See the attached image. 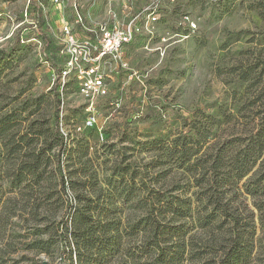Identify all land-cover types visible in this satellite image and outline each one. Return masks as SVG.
I'll return each instance as SVG.
<instances>
[{"label": "rangeland", "instance_id": "rangeland-1", "mask_svg": "<svg viewBox=\"0 0 264 264\" xmlns=\"http://www.w3.org/2000/svg\"><path fill=\"white\" fill-rule=\"evenodd\" d=\"M145 2L0 0V264H80L68 248L64 257L62 243L77 195L92 200L93 216L128 230L148 197L195 192L186 168L163 178L177 138L207 134L213 120L223 130L253 115L247 105L264 81V0L166 2L157 26L165 43L138 37L127 45V69L114 72L108 95L92 108L76 79L62 83L64 27L94 43L101 26L125 24ZM182 14L196 29L178 43L171 37ZM61 127L66 149L58 147ZM35 155L39 165L18 183L20 165ZM138 240L123 245L132 249Z\"/></svg>", "mask_w": 264, "mask_h": 264}, {"label": "trees", "instance_id": "trees-1", "mask_svg": "<svg viewBox=\"0 0 264 264\" xmlns=\"http://www.w3.org/2000/svg\"><path fill=\"white\" fill-rule=\"evenodd\" d=\"M247 108L254 112L243 125L214 130L212 119L209 133L198 129L193 137L176 139L163 164V178L174 168H186L195 192L172 196L167 190L148 197L142 203L146 213L135 216L128 230L106 215L93 216L92 200L77 195L70 228L64 230V257L68 248L80 264H109L108 258L122 251L125 257L118 264L259 262L264 254V81ZM56 134L58 147L66 149L57 129ZM40 158L35 155L33 163L20 165L18 183L37 168ZM57 169L61 173L60 165ZM167 187L177 190L173 182ZM125 199L129 201L128 193ZM133 237L138 242L125 248L123 240Z\"/></svg>", "mask_w": 264, "mask_h": 264}, {"label": "built area", "instance_id": "built-area-1", "mask_svg": "<svg viewBox=\"0 0 264 264\" xmlns=\"http://www.w3.org/2000/svg\"><path fill=\"white\" fill-rule=\"evenodd\" d=\"M174 1L146 0L140 12L132 16L125 24L101 26L95 34L94 43L91 40L79 42L74 33L68 27H64V44L60 51L63 68L59 76L62 83L64 84L69 78L76 79L81 94L88 101L89 109L92 108L97 99L108 95L109 81H112L114 72L127 69V63L124 60V48L127 45L138 37L146 39V43L158 38L161 44L165 43L168 35L158 36L157 26L167 14L163 12V4L166 2L171 4ZM79 22H82L80 17ZM174 23L179 33L174 34L171 39L177 38L178 43L188 39L190 33L196 29V25L188 14L179 15ZM160 50L159 48L155 51ZM110 68L111 70L108 71ZM136 75L135 72L131 74V76ZM94 124V117L87 119V125ZM59 133L66 139L67 134L63 127L59 129Z\"/></svg>", "mask_w": 264, "mask_h": 264}, {"label": "water", "instance_id": "water-1", "mask_svg": "<svg viewBox=\"0 0 264 264\" xmlns=\"http://www.w3.org/2000/svg\"><path fill=\"white\" fill-rule=\"evenodd\" d=\"M41 264H48V262L45 261V260H43V261L41 262Z\"/></svg>", "mask_w": 264, "mask_h": 264}]
</instances>
